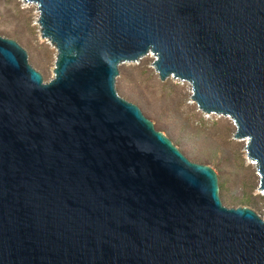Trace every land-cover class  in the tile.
I'll list each match as a JSON object with an SVG mask.
<instances>
[{"label":"water","instance_id":"95a60500","mask_svg":"<svg viewBox=\"0 0 264 264\" xmlns=\"http://www.w3.org/2000/svg\"><path fill=\"white\" fill-rule=\"evenodd\" d=\"M23 2L55 58L43 81L0 36V264H264V216L114 88L151 53L232 121L264 193V0Z\"/></svg>","mask_w":264,"mask_h":264},{"label":"rangeland","instance_id":"374dc122","mask_svg":"<svg viewBox=\"0 0 264 264\" xmlns=\"http://www.w3.org/2000/svg\"><path fill=\"white\" fill-rule=\"evenodd\" d=\"M33 3L0 0V36L13 39L26 52L27 62L43 81L52 77L55 49L40 37ZM153 55L117 65V94L135 104L156 130L168 137L190 161L209 166L216 175L218 197L226 207L245 206L264 216V193L257 190L255 163L245 152V138H233L234 125L225 116L203 113L190 100L186 81H159Z\"/></svg>","mask_w":264,"mask_h":264}]
</instances>
